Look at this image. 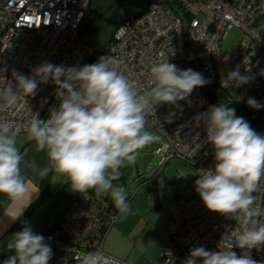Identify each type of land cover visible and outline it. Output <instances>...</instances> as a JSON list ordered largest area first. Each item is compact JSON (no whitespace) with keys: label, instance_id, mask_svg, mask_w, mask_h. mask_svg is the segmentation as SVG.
<instances>
[{"label":"built area","instance_id":"1","mask_svg":"<svg viewBox=\"0 0 264 264\" xmlns=\"http://www.w3.org/2000/svg\"><path fill=\"white\" fill-rule=\"evenodd\" d=\"M88 6L89 0H0V88L15 83L14 71L32 76L33 69L45 61L82 67L105 56L120 62L117 70L136 83L141 93L152 86L150 67L161 57H168L181 70L201 73L208 83L180 101L172 122H167L166 110L159 104L147 114L146 127L159 139L153 149L156 168L143 184L155 185L162 215L165 244L160 264H183L195 247L218 251L232 236L236 221L209 211L194 197L182 196L175 179L166 178L163 171L172 158L187 162L195 174L214 168V147L207 142L206 125L194 119L211 106L224 102L229 107L254 98L260 105L255 111L264 116V0H149L143 12L118 25L111 41L99 51L92 50L79 34ZM233 28L240 30L241 38L223 50L221 42ZM236 69L249 77L247 83L237 86L224 81ZM55 90L51 80L39 84L34 97L0 112V120L14 124L17 139L27 132L32 113L48 119L51 110L59 108ZM135 193L129 192L128 200ZM253 195L264 206V179ZM119 214L112 199L104 196L84 193L73 200L53 233L66 243L61 263L79 264L82 254L97 250L114 257L103 250V243ZM234 251L240 255L244 250ZM251 256L264 261V246L260 251L252 249Z\"/></svg>","mask_w":264,"mask_h":264},{"label":"clouds","instance_id":"2","mask_svg":"<svg viewBox=\"0 0 264 264\" xmlns=\"http://www.w3.org/2000/svg\"><path fill=\"white\" fill-rule=\"evenodd\" d=\"M119 63L105 56L82 67L45 61L33 69L32 76L14 71L15 83L0 88V112L9 111L21 99L34 97L38 85L51 80L61 101L59 108L51 110L48 119L32 113L26 129L36 151L47 155L48 163L38 169L39 177L60 174L67 177L74 192L94 190L97 198L110 196L118 212L126 216L131 211L127 190L114 181L120 179L122 167L135 164L141 149L159 139L146 127L147 114L154 113L157 104L178 106L208 81L201 73L181 70L168 57H161L150 67L152 86L141 93L136 83L117 70ZM248 80L236 69L224 81L240 86ZM247 103L260 107L254 98ZM174 115L169 113L167 122H172ZM194 119L206 125L215 159L214 168L195 174L199 177L195 190L209 211L235 220L237 226L218 251L195 247L183 264H264L251 256L252 249L260 251L264 246V206L253 195L264 179V135L227 105L211 106ZM25 155L17 147L14 124L0 120V193L13 201L22 200L27 190L22 164L37 170L35 161L29 163ZM25 208L14 212L12 220L19 219ZM23 223L22 230L13 233L6 244L14 255L2 264H49L53 253L45 237ZM236 248L243 253L238 255ZM79 264L120 262L97 250L82 254Z\"/></svg>","mask_w":264,"mask_h":264},{"label":"rangeland","instance_id":"3","mask_svg":"<svg viewBox=\"0 0 264 264\" xmlns=\"http://www.w3.org/2000/svg\"><path fill=\"white\" fill-rule=\"evenodd\" d=\"M148 2L149 0H89L88 11L79 27L82 31L81 38L92 50L99 51L103 49L111 41L118 25L143 11ZM240 38L241 32L239 29L229 30L226 38L221 42V48L223 50L231 48ZM210 88L217 92L214 86ZM159 105L165 108L167 115L175 113L172 117L173 120L179 111L180 101L178 106ZM222 105L226 104L222 102ZM24 135L27 136V133L25 132ZM155 143L156 141L139 151L135 164L121 168L125 177L123 186L128 194L133 188V183L139 180L140 177H143L146 181L151 179L157 163V158L153 154ZM163 174L166 178L175 179L177 190L182 196L194 197L202 202L195 190V180L199 177L195 175L187 162L179 158H172L166 164ZM53 175V191H56V187H61L69 182L65 176L56 173H53ZM65 193L71 195L74 191L66 188ZM107 197L111 199L110 196ZM48 201L51 202L50 199ZM128 202L131 205L130 213L126 216L119 215L116 223L104 239L103 250L127 264H160V251L165 244V237L161 211L156 204L155 193L151 184L142 185ZM62 206L63 204L57 206L55 213H59ZM175 212L178 213V210L176 209ZM44 237L52 252L53 247L57 248L53 252L52 258L58 259L66 243H61L53 235L46 234ZM49 264L55 263L50 260Z\"/></svg>","mask_w":264,"mask_h":264},{"label":"crops","instance_id":"4","mask_svg":"<svg viewBox=\"0 0 264 264\" xmlns=\"http://www.w3.org/2000/svg\"><path fill=\"white\" fill-rule=\"evenodd\" d=\"M24 134L25 133L17 137L16 139L17 147L20 149L21 153L26 154L25 155L26 161H28L29 163H31L32 161H35L37 165V170H33L30 167H27L26 165L22 164V171H23V175L26 178V187H27V190L22 200L13 201L7 195L0 193V252L2 253L11 252L7 249L6 244L9 238L13 234L12 232L9 231V229L18 220V219L12 220L13 213L19 211V209L22 207H26L23 211V214H24L26 209L31 204H34L38 200V198H40L42 182L45 177L44 178L39 177L38 169L43 168L48 163L46 152H43V151L37 152L35 141H29L27 136H25ZM53 177L54 175L49 173L48 178L49 180H51L52 192L54 190L52 189L54 186L52 185ZM55 186H56V183H55ZM57 188L59 187H56L55 189ZM49 199L51 200V198ZM48 200L42 204H39L32 211H30L29 217L27 219V223L32 228V230L36 234H40L43 236H45L46 234L51 235L50 233H47V229L51 225V224L49 225L47 224V223H51L50 217H48L47 215L48 208L51 203ZM53 248H54L53 252L57 250V248L56 249L55 247ZM59 250L61 251V249ZM61 254H62V251H61ZM61 254L59 255L58 259L52 258L51 260H53L55 264H60L61 257H62Z\"/></svg>","mask_w":264,"mask_h":264},{"label":"trees","instance_id":"5","mask_svg":"<svg viewBox=\"0 0 264 264\" xmlns=\"http://www.w3.org/2000/svg\"><path fill=\"white\" fill-rule=\"evenodd\" d=\"M145 10V9H144ZM143 10V11H144ZM141 11V12H143ZM140 12V13H141ZM82 31H79V34L81 36ZM219 93V92H218ZM222 93H219L217 96L221 97ZM210 97V95H209ZM211 97H213V94L211 95ZM248 100V99H247ZM247 100L244 101L243 103H237V104H233L229 107L235 108L236 110V115L238 117H243L245 121H247L250 126L260 135H264V116H262L259 112L255 111L254 108L249 107ZM121 171V177L118 181H114V183L116 184H121L123 185L125 183V177H124V172L122 170ZM53 174V173H50ZM146 180H144L143 177H140L139 180L135 181L133 183V188L131 191H137ZM147 182V181H146ZM151 184L154 193H155V200H156V192H155V185L152 182H148ZM66 188H70L69 186V182L65 183L63 186L59 187L56 189V191H50V180L47 177L44 178L43 182H42V189H41V194H40V198H38V200L34 203L31 204L26 211L24 212V214L10 227L9 231L12 233L21 231L22 228L24 227V223L23 222H27V219L29 217V213L30 211H32L36 206H38L39 204H42L43 202H45L47 199L51 198V203L49 205L48 208V217H50L51 220V225L50 227L47 229V233H50L51 235H53L54 231L57 229L61 218H62V213L65 210V208L73 201L76 199H79L82 194L84 193H78V192H74L71 195H67L65 193ZM90 195H95L94 190H89ZM105 198H108L107 196H104ZM129 198V196H128ZM63 204L61 210L59 213H55V209L57 206ZM157 204V203H156ZM55 215V216H54ZM11 255H14V252H9V253H2L0 252V264H2V262L4 260H6L8 257H10Z\"/></svg>","mask_w":264,"mask_h":264}]
</instances>
